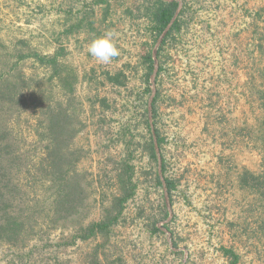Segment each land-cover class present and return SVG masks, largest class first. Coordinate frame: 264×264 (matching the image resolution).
Instances as JSON below:
<instances>
[{"label": "rangeland", "instance_id": "374dc122", "mask_svg": "<svg viewBox=\"0 0 264 264\" xmlns=\"http://www.w3.org/2000/svg\"><path fill=\"white\" fill-rule=\"evenodd\" d=\"M96 1L0 0L1 69L15 67L30 101L9 117L12 132L33 149V130L42 118L36 107L65 100L48 68L33 57L14 66L18 55L59 51L61 63L77 76L71 112L83 128L74 146L82 149L78 170L86 174L88 195L79 216L58 228L38 226L26 246L0 242V264H87L103 240L68 244L69 238L80 225L101 219L117 193L115 169L124 161L133 167L137 188L100 249L102 264H228L221 247L233 249L240 264H264L261 201L239 183L244 171L264 173V0H180L194 47L178 59L183 65L176 70L177 54L166 45L164 80L156 73L154 81L152 135L156 128L163 140L158 151L165 163L162 178L175 187L170 196L166 185L154 184L158 161L142 150L147 134L140 96L147 84L137 64L157 44L146 15L152 1ZM108 30L119 55L102 64L88 45ZM153 59L158 65L156 53ZM118 70L125 72L127 88L104 80L103 73ZM163 203L170 218L160 220ZM154 219L160 232H152Z\"/></svg>", "mask_w": 264, "mask_h": 264}, {"label": "trees", "instance_id": "16d2710c", "mask_svg": "<svg viewBox=\"0 0 264 264\" xmlns=\"http://www.w3.org/2000/svg\"><path fill=\"white\" fill-rule=\"evenodd\" d=\"M151 1L152 5L146 8V15L150 20L151 32L156 41L160 32L172 20L177 2ZM107 2L108 0L96 1L97 4H107ZM177 25L178 22L175 20L168 34H171ZM30 57L50 70V80H55L65 100L45 101L36 107L40 109L39 114L41 113L42 118L33 130L32 147L34 148L29 149L12 132L8 121L10 116L18 114L20 109L25 108L30 102L23 93L25 80L21 76L20 79L16 77L15 67L13 69L10 67L8 71L1 69L6 66V63L0 61V242L18 244L20 247L26 246L38 236L40 232L36 230L38 226L48 225L58 228L61 223L79 216L86 208L85 202L88 197L86 174L78 170V164L83 157L82 149L74 146V139L83 128L81 122L71 112L72 94L77 76L61 63L59 51L51 55H40L34 52L20 53L14 66H17L20 60ZM137 66L144 68L141 79L147 84L140 96L141 106L144 104L142 107H145L140 114L141 124L147 134V137L143 138L142 150L157 163L154 138L159 150L163 140L156 128L152 135L147 110V100L151 94L150 76L154 70L151 50L144 52ZM126 68L131 70L137 67L127 65ZM103 77L113 87L127 88V76L123 70L103 73ZM19 82L22 85H19ZM143 95L146 96L145 100ZM157 97L158 93L152 100L153 126L156 124ZM101 103L105 105L104 100ZM261 126L264 132V120ZM133 128L136 126L134 125ZM161 172L164 176L163 159ZM133 174V167L126 161L116 167L114 181L117 193L112 196L109 205L103 209L101 219L85 226L80 225L69 238L68 244L99 239L104 243L109 239L113 228L122 218L126 203L135 195L137 186L133 182ZM164 180L170 196L175 187L172 181L166 178ZM153 181L156 186L162 187L157 172L154 173ZM239 183L243 188H250L259 195L263 208L260 228L264 231V173L256 176L249 171H244L239 176ZM161 208L160 220H165L168 217L165 203ZM154 220L155 222L151 225L152 232H160L156 225L157 219ZM103 243H97L88 254L87 264H102L99 256ZM172 244L173 248L177 247L175 242ZM220 251L228 264H240V257L233 249L221 247Z\"/></svg>", "mask_w": 264, "mask_h": 264}, {"label": "flooded vegetation", "instance_id": "af4514ba", "mask_svg": "<svg viewBox=\"0 0 264 264\" xmlns=\"http://www.w3.org/2000/svg\"><path fill=\"white\" fill-rule=\"evenodd\" d=\"M169 2H177V9H179V15L176 18L178 25L176 27H174L173 32L171 34H168L171 26L167 29V27L162 30L159 34V36L157 37V42L159 41V39L162 37L161 42L159 43L157 50H156V54H157V60H158V80L160 82V80H164V74H165V70H166V62H169V59H167L166 55H165V48L166 45H171V47L174 48V52L177 54L174 55V59L176 60L174 63V67L176 68V64L180 63L181 65H183L181 63L183 57L185 55H189L191 52L189 51V49H191L193 46H190V43L193 42V40L191 39V35L189 33V27H190V23H186L185 21H183L182 19V15L185 13L184 9L182 8V5L180 3V0H172ZM175 11V12H176ZM181 14V16H180ZM167 29V30H166ZM156 42V43H157ZM170 42V43H169ZM185 42L189 45L188 46V51L185 52L184 48L185 46ZM175 47H179V50H176ZM179 59V60H178ZM180 68H176V70H178Z\"/></svg>", "mask_w": 264, "mask_h": 264}, {"label": "clouds", "instance_id": "9594fccd", "mask_svg": "<svg viewBox=\"0 0 264 264\" xmlns=\"http://www.w3.org/2000/svg\"><path fill=\"white\" fill-rule=\"evenodd\" d=\"M114 32L106 31L102 36L95 37L88 45V53L102 64H108L119 55L114 43Z\"/></svg>", "mask_w": 264, "mask_h": 264}, {"label": "water", "instance_id": "95a60500", "mask_svg": "<svg viewBox=\"0 0 264 264\" xmlns=\"http://www.w3.org/2000/svg\"><path fill=\"white\" fill-rule=\"evenodd\" d=\"M165 1H172V0H165ZM178 15H179V9H177V11L175 12L172 20L170 21L169 25L167 26V29L173 24V22L176 20ZM161 39H162V37L159 39V41L157 42V44L155 46V49L153 51V57H155V53H156V50H157V47H158L159 43L161 42ZM157 68H158V65H157L156 61L154 60V70H153V74H152V76L150 78L151 96H150L149 101H148V117H149V123H150L151 129H152V100H153L154 95H155L154 81H155V76H156V73H157ZM154 145H155V152H156L157 161H158V175L160 177L162 186L165 189V182H164V179L162 178V172H161L162 161H161V157H160L157 145L155 143V140H154ZM166 205H167V208H168L169 207V203H168L167 199H166ZM168 215H169V217H168V219H169L170 218V211L169 210H168Z\"/></svg>", "mask_w": 264, "mask_h": 264}]
</instances>
